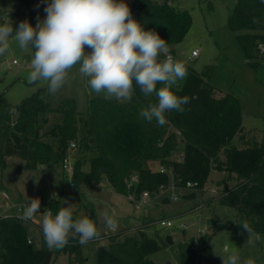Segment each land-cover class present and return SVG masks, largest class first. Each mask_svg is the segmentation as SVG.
Returning <instances> with one entry per match:
<instances>
[{
    "label": "trees",
    "instance_id": "trees-1",
    "mask_svg": "<svg viewBox=\"0 0 264 264\" xmlns=\"http://www.w3.org/2000/svg\"><path fill=\"white\" fill-rule=\"evenodd\" d=\"M180 1L126 0L133 19L145 30L157 32L174 55L175 46L184 41L193 24L191 14L179 7ZM26 3L38 7L32 0ZM16 16L18 25L24 20L30 22ZM3 22L0 14V23ZM228 26L236 34L257 82L264 86L260 75L264 68V0H236ZM185 66L187 76L174 90L179 96L189 97L190 103L185 105L183 114L166 113L168 122L163 127L155 120L149 123L139 117L142 109L156 102L154 94L145 96L137 89L125 102L94 96L88 100L87 112L79 113L70 99L52 108L48 87H39L15 105L16 120L5 150L0 153V165L4 168L7 158L16 157L25 162L28 170L43 168L54 172L75 143L71 174L74 188L82 191L107 183L117 194H132L136 200L145 192L155 196L170 187L182 189L197 183L191 188L195 191L187 195V200L194 199L197 191L204 190L211 173L218 171L225 173L226 186L212 202L236 211L234 227L243 230L239 224L247 221L254 234L264 235V140L245 132L240 99L218 91L210 83L215 65L206 66L201 73ZM0 105L8 106L4 94L0 95ZM153 164L159 169L154 170ZM86 165L89 171L85 170ZM134 175L138 182L129 187ZM57 193L62 194V189ZM47 206L53 215L63 207L60 201L53 200ZM197 207L198 204L190 206L179 214ZM153 223L145 221L143 227L107 234V244L96 249L97 264H154L150 256L167 242L160 231L155 237L147 234L145 228ZM228 228L232 226H220L221 230ZM71 237L60 252L69 254L71 263L83 264L82 246L78 237ZM29 240L30 233L22 219L0 217V264L55 263L52 250L37 249ZM212 240L213 234L209 233L197 238L198 258L219 264Z\"/></svg>",
    "mask_w": 264,
    "mask_h": 264
},
{
    "label": "rangeland",
    "instance_id": "rangeland-1",
    "mask_svg": "<svg viewBox=\"0 0 264 264\" xmlns=\"http://www.w3.org/2000/svg\"><path fill=\"white\" fill-rule=\"evenodd\" d=\"M26 1L0 0V14L8 17L9 23L13 22V34L18 26L16 15L28 19L33 27L38 18L43 20L46 17V5L37 7L28 5ZM45 1L46 4L49 2ZM235 4L236 0H181L179 7L191 14L193 24L184 41L175 46V55L177 60L198 73L208 65H215L210 83L218 91L232 93L240 99L245 132L250 137L263 141L264 86L257 82L255 72L245 61L236 34L228 26ZM196 50L198 57L191 59L192 52ZM33 52L32 48L21 50L13 40L10 41L8 52L0 56V95L4 94L8 102V106L0 105V153L5 150L9 131L16 120L15 105L33 95L39 87H48L45 81L32 83L28 80ZM260 75L264 79V68ZM182 83L183 80H180L177 85ZM94 96L103 98L102 94L97 95L90 89L87 79L78 72V65L70 70L66 83L57 93L50 94L48 91L52 108H57L63 100L70 99L75 102L79 113L87 112L88 100ZM6 124L10 128H5ZM24 164L19 158L9 157L4 168L0 165V193L8 196L12 202L21 204L23 208L29 199H40V213L34 219L24 221L33 246L37 249H49L43 239L41 222L43 212L49 209L47 204L59 198L63 207L67 206L64 204L65 199L71 204L74 219L87 217L96 223L100 232L99 239L82 246L85 258L83 264H97L96 249L107 244V234L143 227L145 221L154 222L152 226L145 228L150 237H155L157 231H160L165 240L168 236L172 237L171 244L167 243L162 250L150 256L154 264H208L198 258L194 242L203 231L213 234L212 250L219 264H222L221 256H228L223 251L226 244L239 253L240 264L249 258L254 259L255 264H264V235L253 232L248 234L234 227L237 223L236 211L216 201L212 202L226 186L225 173L213 171L204 190L197 191L194 199L187 200V195L194 192V189L170 187L158 195L150 196V201L156 199V204L151 203L150 208L142 204L141 209H138L107 183L95 189L84 188L78 191L71 185V174L64 172L62 166H57L53 172L43 168L28 170L24 168ZM152 168L158 170L159 165L153 164ZM85 170H90L89 165H86ZM228 185L231 186V183ZM59 189H62L60 195L57 193ZM73 196L75 201L70 199ZM197 204L196 209L179 214ZM105 212L116 222L117 226L113 230L106 226L103 218ZM161 219H172L176 224L172 228H162L159 224ZM180 222L188 225V228H180ZM221 225L232 228L221 230ZM70 235L75 236L74 233ZM52 251L56 257L54 264H77L71 263L69 254L60 252V249Z\"/></svg>",
    "mask_w": 264,
    "mask_h": 264
},
{
    "label": "clouds",
    "instance_id": "clouds-1",
    "mask_svg": "<svg viewBox=\"0 0 264 264\" xmlns=\"http://www.w3.org/2000/svg\"><path fill=\"white\" fill-rule=\"evenodd\" d=\"M44 11L46 17L38 18L35 27L27 20L21 21L15 34L8 17L0 23V56L8 52L13 40L21 50L34 49L30 82L45 81L49 93L55 94L78 65L90 89L105 100L129 101L137 89L145 96L154 94L156 102L139 112V117L149 123L155 120L163 127L168 122L166 113L185 112L190 99L174 90L177 82L187 76L185 64L169 54L166 40L157 32L145 30L133 19L126 0H49ZM64 204L67 206L55 215L49 209L43 212V239L50 250L64 248L72 233L75 236L71 238L78 237L81 246L100 238L96 223L87 217L74 219L67 199ZM40 207L39 198L29 199L22 218L34 219ZM103 218L108 228H116L107 212ZM239 225L252 233L247 221ZM223 251L228 256H221L222 264H240L235 249L226 244ZM243 264L255 261L249 258Z\"/></svg>",
    "mask_w": 264,
    "mask_h": 264
},
{
    "label": "built area",
    "instance_id": "built-area-1",
    "mask_svg": "<svg viewBox=\"0 0 264 264\" xmlns=\"http://www.w3.org/2000/svg\"><path fill=\"white\" fill-rule=\"evenodd\" d=\"M32 1L34 3H36L38 6H45L46 5L45 0H32ZM169 54H171L177 60L176 55H174L170 51H169ZM198 55H199V53L197 50L193 51L192 55H191V59L198 57ZM163 58H164V56H163ZM76 148H77V146L75 143H72L70 145L69 151L66 154V156L64 157L62 164H61L64 172L72 174V172H73V155H72V152L75 151ZM164 171H165V169L162 167L161 172H164ZM137 182H138V177L136 175H134L129 180L128 186L131 187L133 184H135ZM193 186L194 187L197 186V183H195V184L189 183L187 185L188 188H192ZM216 193H217V191L215 190L214 194H216ZM149 197H150V195L147 192H145L141 195L139 200H136L134 195H132V194L129 195L127 197V199L130 202L134 203L138 209H141L142 204H144L145 200L148 199ZM70 199H71V201H75L76 198L73 196ZM55 201H59V198H57ZM22 213H23V206L21 204L12 202L11 199L8 198V196L0 193V217L1 218L18 217V218L22 219L23 221H25L22 218ZM159 224L162 228H172L173 226H175L176 222L172 219H165V220L159 221ZM179 227L182 229H186V228H188V225L180 222ZM112 230H113V228H112ZM205 234H206V232H204V231L202 233H200L201 236H203ZM194 242L197 245V238L195 239ZM29 244H32L31 239L29 240Z\"/></svg>",
    "mask_w": 264,
    "mask_h": 264
},
{
    "label": "crops",
    "instance_id": "crops-1",
    "mask_svg": "<svg viewBox=\"0 0 264 264\" xmlns=\"http://www.w3.org/2000/svg\"><path fill=\"white\" fill-rule=\"evenodd\" d=\"M125 199L127 198V197H124ZM128 200V199H127ZM156 199H153V200H151L150 201V197L148 198V199H146L145 200V202H144V204H145V207L146 208H150V204L152 203V205H154V204H156V201H155ZM129 201V200H128Z\"/></svg>",
    "mask_w": 264,
    "mask_h": 264
},
{
    "label": "water",
    "instance_id": "water-1",
    "mask_svg": "<svg viewBox=\"0 0 264 264\" xmlns=\"http://www.w3.org/2000/svg\"><path fill=\"white\" fill-rule=\"evenodd\" d=\"M166 242H167L168 244H171V243H172V237L168 236V237L166 238Z\"/></svg>",
    "mask_w": 264,
    "mask_h": 264
}]
</instances>
